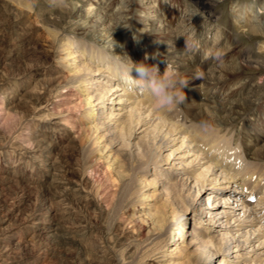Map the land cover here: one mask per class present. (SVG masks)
Wrapping results in <instances>:
<instances>
[{"label":"rangeland","instance_id":"1","mask_svg":"<svg viewBox=\"0 0 264 264\" xmlns=\"http://www.w3.org/2000/svg\"><path fill=\"white\" fill-rule=\"evenodd\" d=\"M11 1L13 2L5 5L0 3V6L3 4L0 7V264H161L159 260L170 253V247L178 237L175 232L180 226L181 231H187V236H184L183 244L181 243V247L186 248L183 249L182 256L189 254L190 264L203 261L208 253L214 250L213 245L222 243L218 234H215L217 238L212 245L209 242L207 244L206 238L193 243L197 237L192 233V227L194 225L206 227L202 223L197 224L198 221L194 219L198 218L202 206L208 205L207 200L203 196L201 206L191 203L193 196L195 197V180L186 181V177L179 175V178L169 181L164 175L168 165H160L164 170L160 171L148 162L159 154L168 156L177 145L161 152L155 148L148 150L145 144L138 141V137L137 139L124 137L127 141L119 138L118 145H114L109 138L99 139L102 148L100 153L113 155L116 159L115 164L109 169L103 160H98L100 163L98 164L94 155L93 158L90 157L98 146L83 147L82 144H78L76 137L79 134V127L74 123L85 107L81 104L83 97H79L77 91L78 87L86 85L87 81L81 84L75 80L71 81L70 77L67 78L70 72L63 67L61 59L65 58V52L69 51L64 50L67 40L74 44L81 41L91 45L90 32L87 28L96 18L88 19L83 25L81 17L68 13L72 4L81 6L86 0ZM93 1L96 4L100 3V0ZM113 1L115 3L112 13L115 14L125 0ZM154 1L156 11L162 14L159 20L164 24L168 21L172 26L181 19L179 16L188 3V0L152 2ZM262 1L226 0L216 4L211 2V11L205 12L204 15L210 14L216 22L213 25L212 21L211 30L205 35L211 36L208 41L218 40L225 32L221 43L231 45L230 59L240 61L241 74L251 81L259 82L264 88V32H250L248 28H244L245 25L249 26V23L254 24L248 20L250 16L256 24L259 22L260 25H264ZM129 3L137 4L138 8L140 0L138 2L129 0ZM240 10L241 19L235 17ZM62 13L65 14L64 17ZM130 21V25L126 22L117 36L122 42L123 50L137 53L138 49H141L140 43L136 44L134 39L138 34L137 21ZM207 21H210L209 17ZM145 44L149 48L153 47L150 42L145 41L143 45ZM153 50L159 52L158 55L163 53L154 47ZM76 51V48L71 49V53ZM139 55L141 54L137 53V61L140 59ZM149 58L151 59V56ZM169 60L165 61L169 63ZM53 78L55 79L50 81ZM38 79L40 81H36ZM186 85L182 89L185 100L167 106L166 111L170 115L173 114L176 122L185 123L187 127L193 124L204 128L206 125L200 123L190 111L191 106L197 101L190 97L193 93L189 91V84ZM32 87L33 92L31 91L28 97L15 102L13 95L19 97L24 90L28 91ZM40 94H43L42 99L36 101L35 98ZM255 98L256 96H253V99ZM215 114V111L210 113L212 117ZM233 117L231 122L220 129L221 133L218 135L227 143L224 145L235 146L231 157L240 155L243 162L245 155L242 149L245 139L264 132V90H261L257 99L251 103L250 110ZM53 123L55 125L52 126ZM41 130L46 131L48 140L59 143L51 151L52 168L48 175L44 174L31 158L34 156L40 159L44 155L37 151V135ZM61 141L64 143L61 144ZM262 164L264 159L260 161V166ZM4 176L14 179L10 181L13 183L3 179ZM17 203H21L18 208L15 207ZM139 207L143 210L141 214L152 215L155 213L154 208L160 211L159 214H164L165 224L162 229L148 232L144 223L135 224L132 216L140 209ZM44 209L53 213L56 223L53 229H57L54 241L44 237L30 238L35 232L24 231L19 225L20 214L31 215ZM173 222L175 225H172ZM222 244L225 245V242ZM247 251L249 252V249ZM250 256L249 254L248 257ZM258 257L259 260H264V255ZM185 260L181 262L188 264ZM218 262L219 259L214 258L207 264Z\"/></svg>","mask_w":264,"mask_h":264},{"label":"bare ground","instance_id":"2","mask_svg":"<svg viewBox=\"0 0 264 264\" xmlns=\"http://www.w3.org/2000/svg\"><path fill=\"white\" fill-rule=\"evenodd\" d=\"M152 1L140 0L137 8V4H131L129 0H125L115 14L112 13L115 3L113 0H100L99 4L93 0H86L81 6H77L76 3L70 6L68 13L81 17L83 25L88 19L96 18L92 22L93 24L87 28L90 32L89 41L91 45H86L81 41L74 44L71 40L63 43L64 50H69L65 52V58L61 59L63 67L70 72L66 77H70L71 81L75 80L81 84L87 81L86 85L79 86L77 91L79 97H83L81 104L85 107L74 123L79 127V134L76 137L78 144H82L83 147L85 145H89V147L98 146L96 152L90 157L93 158L94 155L97 162L100 159L103 160L108 168L115 164L116 159L113 155L100 153L102 148H100L99 139L108 140L109 138L113 144L115 143L114 145H118L120 143L119 138L137 139L138 137V141L145 144L148 150L155 148L161 152L177 145L168 156L164 157L159 154L148 162L160 171H164L160 165H168V170L164 171V175L169 181H174L179 178V175L186 177V181L195 180V197L193 196L191 203L201 206L203 205L201 198L204 196L207 200L208 205L202 206L200 212L198 211V218L194 219L198 221L197 224L202 223L206 227L200 228L198 225H192V233L197 237L193 243L201 242V238H206L208 239L207 244L209 242L212 245L217 238L215 234H218L219 239L222 243L225 242V245L221 242L213 245L212 253H208V256L198 264H207L214 258L219 259L218 264H264V260H259L258 257L264 255V164L260 166V161L264 159V132L254 134L253 138L245 139V145L242 149L245 155L243 162L240 155L231 157V152L235 146L224 145L227 143L222 139V136L218 135L221 133L220 129L234 119L233 116L250 110L251 103L257 99L260 91L264 88L259 82L251 81L241 74L240 61L230 59L231 45L226 42L221 43L224 40L225 32L214 42L213 40L212 42L208 41L211 39L210 35L205 36L211 30L213 17L210 14L204 15V13L211 11V2L216 4L226 0H188L179 16L181 19H178L174 26L168 21L164 24L159 20L162 14L156 11V1ZM10 2L13 1L0 0V3L4 5ZM262 2L264 6V0ZM5 8L7 7L5 6ZM6 13L8 14L7 11ZM207 16L210 21H207ZM241 16L242 11L240 10L235 17L240 18ZM130 20L137 21L138 34L134 36V39L136 44L140 43L139 47H141L137 52L141 54L138 61L136 59L137 53H129V51L123 50L122 42L117 36L126 22L130 25ZM248 20L254 24L249 23V26L245 25L244 28H248L250 32H264V25H260L259 22L256 24L252 16ZM215 23L213 21V25ZM217 29L223 30L222 28ZM145 41L150 42L155 49H160L163 53L158 55L159 52H154L153 47L149 48L147 44L143 45ZM74 48L77 51L71 53V49ZM61 53L63 54V52ZM145 57H148L146 61ZM165 60H169V63ZM141 62L158 66L161 75H163L165 68L170 66L177 74L178 79L185 80L189 84V91L193 93L190 97L197 101L191 106L192 110L190 111L206 127H196L192 123V126L187 127L185 123L176 122L173 114L170 115L166 111L167 106H157L150 91L145 88L133 87L127 83L125 66L131 67V63L135 65ZM130 75L133 79L138 78L134 69ZM54 79H50V81ZM59 83L61 82L59 81ZM112 84L114 86H111ZM69 86L71 85L69 84ZM194 88L196 89L194 90ZM32 90L33 87L28 91L24 90L19 97L13 95V99H16L15 102L20 101L22 98L28 97L33 92ZM253 96L256 98L253 99ZM42 97L43 94H40L35 100L39 101ZM35 105L37 106V104ZM213 111L216 114L212 117L210 113ZM6 112L9 111L6 110ZM71 125L73 127L72 123ZM46 136L45 130H41L37 135V151L44 154L42 158L38 159L34 156L31 158L42 172L48 175L52 168L51 151L59 143L48 140ZM60 143L63 144L64 142L61 141ZM134 146L136 145L134 144ZM32 151L34 152V150ZM98 164L100 163L98 162ZM106 172L108 173V171ZM4 177L3 179L9 182L14 180L8 176ZM20 205L21 203H17L15 207L18 208ZM49 211L44 209L40 213L38 211L31 215L28 213L27 215L20 214L18 219L21 229L27 232L33 230L35 233L30 238L42 237V239L49 238L54 241L57 237L55 234L57 229H53L56 227V223L53 213ZM142 212L143 210L140 208L133 214L132 219L135 224L137 222L144 223L148 232L162 229L161 227L165 224L163 221L165 219L164 214H159L160 211L156 208H154L153 212L155 213L152 215L141 214ZM137 214L138 216H136ZM172 225H175V222ZM181 229V226L177 228L175 233L178 237L173 242V246L170 247V253L162 256L159 263L183 264L184 261L181 262V260L186 258L185 261L190 264L189 254H185V257L182 256L183 249L186 248H182L181 243L183 244L187 231H181ZM249 254L250 257H248ZM234 260L237 261L234 262Z\"/></svg>","mask_w":264,"mask_h":264},{"label":"clouds","instance_id":"3","mask_svg":"<svg viewBox=\"0 0 264 264\" xmlns=\"http://www.w3.org/2000/svg\"><path fill=\"white\" fill-rule=\"evenodd\" d=\"M147 59L148 57H145V61ZM125 67L126 82L133 87L150 91L158 107L171 106L185 100L182 89L187 85L185 81L177 78V74L170 66L165 68L163 75L160 74L158 66L146 62L135 65L131 63V67L127 65ZM133 69L138 78L133 79L130 75Z\"/></svg>","mask_w":264,"mask_h":264}]
</instances>
